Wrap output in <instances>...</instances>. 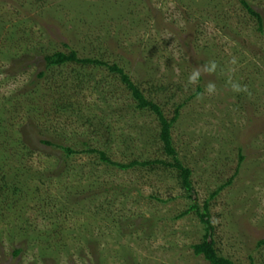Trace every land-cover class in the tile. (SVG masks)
Here are the masks:
<instances>
[{
    "label": "rangeland",
    "instance_id": "rangeland-1",
    "mask_svg": "<svg viewBox=\"0 0 264 264\" xmlns=\"http://www.w3.org/2000/svg\"><path fill=\"white\" fill-rule=\"evenodd\" d=\"M247 1L264 19V0ZM259 27L239 0H0V264H209L192 250L205 234L200 218L176 219L208 200L222 255L264 264ZM71 50L118 63L169 120L186 102L172 135L193 171L191 200L174 169L123 171L41 143H88L122 164L174 163L162 150L159 117L136 108L120 76L76 63L48 67L47 55ZM210 60L217 71L189 85ZM229 77L251 95L233 92ZM199 88L203 99L190 100ZM62 99L70 110L55 113Z\"/></svg>",
    "mask_w": 264,
    "mask_h": 264
},
{
    "label": "trees",
    "instance_id": "trees-1",
    "mask_svg": "<svg viewBox=\"0 0 264 264\" xmlns=\"http://www.w3.org/2000/svg\"><path fill=\"white\" fill-rule=\"evenodd\" d=\"M240 4L243 7V10L247 11V13L257 20L259 23V30L262 32L264 27V19L262 15L254 10L253 6L247 1V0H239ZM48 67H59L70 63H76L82 66L90 67H100V68H107L111 73L117 74L120 76L122 82L128 87L129 90H131L133 98L136 102V108L140 111H150L153 112V114H156L161 123L162 130L160 133V142L162 143V150L163 152L174 160V163H169L165 160L161 159H154V160H146L141 161L138 159H133L128 164H122L118 162H115L112 160L111 156L109 155L108 151L105 149L93 147L89 145L88 143L85 144V147L83 150H76L70 146H63L54 143L53 141L49 140H40L41 143L44 146L48 147H58L61 148L62 151L68 156V157H75L78 155H96L99 163H102L107 166L119 168L123 171H128L136 168H145V169H151L154 170L155 167L162 166L167 169H174L178 172V178H179V184L180 187L186 192L187 196L186 198H189L191 200V193H193V171L184 165V163L178 159L179 155L177 152V149L174 144L173 139V128L175 127L177 121L180 118L181 110L183 107H185L186 102L183 104H180L175 109V116L172 119H168L164 112L163 108L157 104L155 101L147 97L144 93V91L138 86L136 83L133 82L130 75L125 72V69L121 67L118 63L110 64L108 61H105L103 59H97V58H80L79 54L75 50H71L70 53H64V52H57L52 55H47L45 58ZM45 73H41L40 77H45ZM82 81H79V84ZM79 84H77V87H79ZM81 86V85H80ZM163 90H166L162 88ZM202 89L199 88L196 94L191 96L189 98L192 100L194 97L197 96L198 93H201ZM174 98V97H173ZM55 113L58 114H66L70 110L69 104L65 102V100L62 99V101H57V104L55 105ZM32 151L25 146L23 153H31ZM241 163L244 162L245 157H243V154L240 156ZM236 171V174L233 176L232 179H230L227 184H224L221 186L216 192L211 194V200H214L218 194H220L225 188L233 184L234 178L239 174V168ZM210 201H206L204 204V207L201 208L200 205L195 202L193 205H191L188 210L184 211L180 215L176 217V219H182L192 213H195L199 218L204 226V236L201 240V242L194 244L192 246V250L194 252V255L197 257H203L209 264H235L231 259L225 257L222 255V253L217 248L216 242L213 239V230L214 226L210 220ZM260 245H264V241L260 242ZM20 250L15 251V255H20Z\"/></svg>",
    "mask_w": 264,
    "mask_h": 264
},
{
    "label": "clouds",
    "instance_id": "clouds-1",
    "mask_svg": "<svg viewBox=\"0 0 264 264\" xmlns=\"http://www.w3.org/2000/svg\"><path fill=\"white\" fill-rule=\"evenodd\" d=\"M238 61L235 57H233L230 61L229 64L231 65H237ZM219 67L218 63L215 60H210L206 62L205 64L196 67L193 69V71L189 74L187 78V83L189 85H197L199 83L200 77L202 74H214L217 71V68ZM230 72H235L236 69L230 68ZM227 84L230 85L231 90L235 93H245L248 95H251L249 92L248 86L247 85H242L241 83L237 81H233L231 77L227 80ZM217 92V87L216 84L212 81H209L206 86H205V93L209 96L215 94ZM204 94L203 93H198L197 98L198 99H203Z\"/></svg>",
    "mask_w": 264,
    "mask_h": 264
}]
</instances>
